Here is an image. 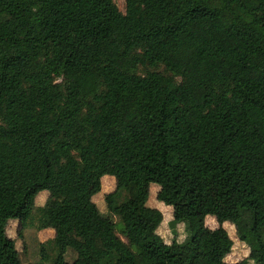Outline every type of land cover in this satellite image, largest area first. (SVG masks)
<instances>
[{
	"label": "trees",
	"instance_id": "trees-1",
	"mask_svg": "<svg viewBox=\"0 0 264 264\" xmlns=\"http://www.w3.org/2000/svg\"><path fill=\"white\" fill-rule=\"evenodd\" d=\"M106 156L116 221L88 187ZM147 172L159 202L185 193L184 240L158 232ZM11 220L54 231L52 264H264V0H0V264H22ZM225 223L248 247L235 263Z\"/></svg>",
	"mask_w": 264,
	"mask_h": 264
},
{
	"label": "rangeland",
	"instance_id": "rangeland-1",
	"mask_svg": "<svg viewBox=\"0 0 264 264\" xmlns=\"http://www.w3.org/2000/svg\"><path fill=\"white\" fill-rule=\"evenodd\" d=\"M114 2L123 12L125 0H114ZM111 165V157H104L98 162L97 166L95 167V172L88 182V187L93 191L92 199L96 202L99 211L103 215L109 216L111 215L104 204L103 196L105 193L114 189V179L107 174V171L110 169ZM18 175L19 168L17 166H8L2 172L3 180L8 185L15 184ZM66 177H52L48 188L39 192L37 195L35 200L36 205H42L44 203L45 198L52 187L65 186L68 183V178ZM146 179L150 183L149 204L157 207L163 213V221L158 228V232L166 243H169L172 238H175L178 241L184 240L187 232L182 219L188 213V205L185 193L180 192V194L175 198L174 204L165 205L162 202L156 200V193L164 179L163 174L159 172H147ZM208 188V210L210 211V214L207 216L205 223L208 225H213V227H217V222L215 221L212 213L221 208V203L219 199V189L216 185L214 173L209 177ZM246 189H248V184L246 180H242L232 188L231 192L233 194H241ZM111 217L114 221L117 220L116 216L112 215ZM224 225L234 242L231 251L225 257V261L227 263H235L248 255V247L237 239L233 226H231L229 223H225ZM116 226L119 227L120 224L117 223ZM17 230V221L11 220L7 226V233L15 240L19 259L22 264H52V252L50 248L46 249L50 257L43 260L39 246L41 241H46L53 237L54 231L52 229L47 228L38 230L35 228V226H28L22 230L21 237L18 236ZM74 258L75 252L69 248L65 254V259L71 262ZM249 264L254 263L249 261Z\"/></svg>",
	"mask_w": 264,
	"mask_h": 264
}]
</instances>
